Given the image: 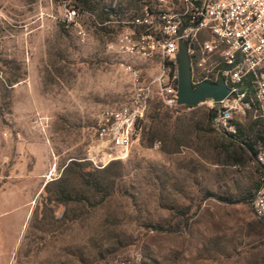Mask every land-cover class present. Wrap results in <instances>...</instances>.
Segmentation results:
<instances>
[{
  "label": "rangeland",
  "instance_id": "rangeland-1",
  "mask_svg": "<svg viewBox=\"0 0 264 264\" xmlns=\"http://www.w3.org/2000/svg\"><path fill=\"white\" fill-rule=\"evenodd\" d=\"M87 1L95 13L76 0H0V138L17 142L27 130L37 133V144L48 146L56 164L50 182L71 161L84 162L100 171L98 185L109 194L102 201L70 170L66 187L74 200L45 216L43 192L17 263L264 264V225L249 203L264 171L208 123V105L173 114L184 138L175 152L140 140L125 160L103 167L92 162L102 158L98 116L133 96L113 46L122 30L115 21L141 7H129L128 0ZM158 1L143 0V8H157ZM168 1L180 8V0ZM66 8L78 10L79 25L66 26ZM111 9L110 21L101 23L99 10ZM136 62L145 79L156 75L157 58ZM25 121L31 129L16 127ZM254 122L264 124L247 115L239 126Z\"/></svg>",
  "mask_w": 264,
  "mask_h": 264
},
{
  "label": "built area",
  "instance_id": "built-area-1",
  "mask_svg": "<svg viewBox=\"0 0 264 264\" xmlns=\"http://www.w3.org/2000/svg\"><path fill=\"white\" fill-rule=\"evenodd\" d=\"M120 11L127 14L123 8ZM78 17V10L66 8L63 21L67 27L77 26ZM115 23L122 30L113 46L122 57L119 65L132 82L133 96L121 108L98 116L96 137L102 158H91L97 167L128 158L142 138L153 100L179 109L180 41L189 47L194 87L223 81L230 89L220 102L207 99L200 103L214 110L215 130L236 134L247 115L264 123V0H180L179 9L168 0H159L157 8L147 5L141 14ZM156 58V75L145 79L136 61ZM256 161L264 171V145ZM250 205L255 216L264 220V178Z\"/></svg>",
  "mask_w": 264,
  "mask_h": 264
},
{
  "label": "crops",
  "instance_id": "crops-1",
  "mask_svg": "<svg viewBox=\"0 0 264 264\" xmlns=\"http://www.w3.org/2000/svg\"><path fill=\"white\" fill-rule=\"evenodd\" d=\"M16 127L32 125L25 121ZM26 132L17 142L0 138V264H18L17 253L34 208L51 180L49 173L57 172L48 146L37 144V133Z\"/></svg>",
  "mask_w": 264,
  "mask_h": 264
},
{
  "label": "trees",
  "instance_id": "trees-1",
  "mask_svg": "<svg viewBox=\"0 0 264 264\" xmlns=\"http://www.w3.org/2000/svg\"><path fill=\"white\" fill-rule=\"evenodd\" d=\"M76 2L77 7L81 8L84 11L95 13L98 10L97 7L91 5L87 0H76ZM143 4V0H128L129 7H141L140 12H136V14H140L143 12ZM148 7L153 9L152 5L148 4ZM112 12V9L107 11L99 10L100 14L98 18L101 23L110 21ZM191 108L196 109V107H190L186 105L179 106V109L183 110ZM177 111L178 109H171L164 106L158 99L153 100L151 102L150 109L145 120L149 123H146L145 126H143L141 143L147 148H153L155 145L159 144L164 148V151L170 153L175 152L177 150V147L183 145L184 138L183 134L181 133V126L178 122L179 117H176V119L173 121V114ZM213 115L214 110L209 109L206 120L208 121V123H211V125ZM217 132L221 134L224 141L229 143V146H236L239 149L244 150L250 155L252 160H256L257 152L260 146L264 145V124H260L259 122L251 123L248 125V127L244 128L239 126L238 132L236 134H227L221 131ZM239 162L240 161H234V163ZM259 168L260 170H262L261 166L258 164V169ZM70 170L71 173L76 174L77 177L83 180L90 189L100 194L102 196V201L106 200L109 197V194L101 192L98 185V173L100 171L91 169L89 165L84 162L71 161V163L65 168L63 175L59 179L53 180L45 186L44 192L45 194H47V197L43 201V215L46 216L48 212H52L55 210V208H58L60 206H67L71 201L74 200L73 196L69 193L66 187V176H68ZM259 186L260 184H257L256 188H258ZM83 199L84 197H77L76 201L87 203V201ZM89 210L90 208L88 207V211ZM67 215V209H65L63 217H66ZM259 221L262 223V225H264V220L259 219Z\"/></svg>",
  "mask_w": 264,
  "mask_h": 264
},
{
  "label": "water",
  "instance_id": "water-1",
  "mask_svg": "<svg viewBox=\"0 0 264 264\" xmlns=\"http://www.w3.org/2000/svg\"><path fill=\"white\" fill-rule=\"evenodd\" d=\"M177 64L179 71L177 94L179 105L196 107L207 99H213L216 102H220L230 94V89L223 81L219 83L203 82L197 87L193 86L191 57L188 44L185 41L179 42Z\"/></svg>",
  "mask_w": 264,
  "mask_h": 264
}]
</instances>
